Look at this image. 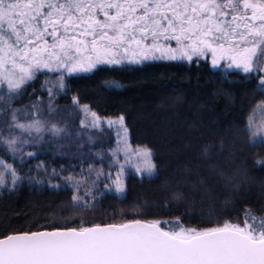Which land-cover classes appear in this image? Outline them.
<instances>
[{"label": "snow or ice", "instance_id": "1", "mask_svg": "<svg viewBox=\"0 0 264 264\" xmlns=\"http://www.w3.org/2000/svg\"><path fill=\"white\" fill-rule=\"evenodd\" d=\"M150 61H207L226 73L255 75L264 86V0H0V114L6 117L0 147L24 161L36 156L27 149L46 134H67L50 118L67 77ZM37 80L47 101L40 95L13 107ZM72 103L83 114L77 135L88 143H96L93 133L105 125L114 129L112 146L92 153L95 160L87 167L82 161L78 173L61 176L55 169L48 173L43 161L36 165L63 181L49 180L48 187L71 189L73 210L94 209L106 192L123 196L130 173L156 175L153 149L132 143L124 116L104 120L78 97ZM244 130L250 147L264 148V99ZM211 151L205 145L201 155L209 158ZM254 163L264 166V158ZM23 179L0 155V189L14 190ZM0 264H264V211L245 206L235 222L203 227H186L179 217L125 222L122 216L119 223L15 230L0 236Z\"/></svg>", "mask_w": 264, "mask_h": 264}, {"label": "trees", "instance_id": "2", "mask_svg": "<svg viewBox=\"0 0 264 264\" xmlns=\"http://www.w3.org/2000/svg\"><path fill=\"white\" fill-rule=\"evenodd\" d=\"M109 81L119 86L106 85ZM40 83L27 87L25 95L41 94ZM66 85L57 104L71 105L76 96L101 118L124 116L132 143L153 149L157 173L143 178L130 173L123 196L106 192L94 209L75 211L70 188L48 187L49 180L61 179L29 167L43 160L47 169L66 176L72 171L68 159L49 153L14 159L25 179L14 190L0 189V236L76 227L81 221L119 223L122 216L125 222L179 217L185 226L203 227L235 222L245 206L264 211V166L254 163L264 158V148L250 147L244 130L246 117L264 99L255 75L226 73L207 61H150L101 66L67 77ZM205 145L212 146L209 158L201 155Z\"/></svg>", "mask_w": 264, "mask_h": 264}, {"label": "rangeland", "instance_id": "3", "mask_svg": "<svg viewBox=\"0 0 264 264\" xmlns=\"http://www.w3.org/2000/svg\"><path fill=\"white\" fill-rule=\"evenodd\" d=\"M222 70V69H220ZM42 90V89H41ZM32 92V91H31ZM27 94L19 97L18 99L13 101V107L22 108L24 105L30 103L31 100H34L36 96ZM43 95L45 102L47 101V96L45 93L38 94L37 96ZM21 98V100H20ZM55 105L57 111L52 114L50 117L54 122H57L62 127H66L67 134L63 135L59 139H53L46 134L45 140L42 143L34 144L28 147L27 150L35 151L36 156L41 154L49 153L51 156H59L60 158L68 159V167L72 171L66 173V176L75 171L78 173L80 171L81 162H84V167H87V163L90 160H95V158L91 155L96 151L107 150L110 146H112V141L114 139V129L109 130L107 126H104L103 132H95L93 133L96 143L90 144L87 142L86 136L77 135V133L82 132L80 129L79 121L83 118V114L80 113L79 109L73 105L63 106L62 104H57L55 98ZM84 105V104H81ZM6 117L3 114H0V121L5 119ZM115 118H102L104 120ZM90 119V117H89ZM0 155H2L5 159H7L10 163H13V158L10 154L5 152L2 147H0ZM34 156V157H36ZM27 159V158H26ZM19 160V159H17ZM43 160H40V162ZM23 162V161H21ZM39 161H35V165L31 164L29 167L33 168L32 170L36 171V173H41V171H37L36 165L40 163ZM44 162V161H43ZM99 163V162H97ZM45 164V163H44ZM48 164H45V166ZM105 168H107V161L104 162ZM49 173L52 170L47 169ZM49 177H54L48 175ZM35 177V175H33ZM59 181V180H58ZM186 227H189L186 225Z\"/></svg>", "mask_w": 264, "mask_h": 264}]
</instances>
